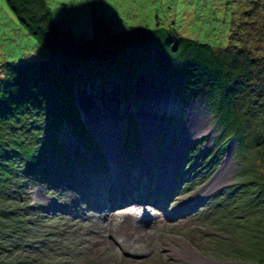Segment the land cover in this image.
<instances>
[{
    "label": "trees",
    "instance_id": "1",
    "mask_svg": "<svg viewBox=\"0 0 264 264\" xmlns=\"http://www.w3.org/2000/svg\"><path fill=\"white\" fill-rule=\"evenodd\" d=\"M5 1L47 57L7 61L0 75V264H93L81 240L68 247L69 216L32 203L29 190L44 186L59 198L58 186L51 189L46 180L65 172L53 165L55 157L69 154L61 140L65 130L90 145L96 140L79 111L74 75L102 76L124 65L132 77L149 58L160 72L182 68L187 88L206 87L219 131L198 162L201 172L212 169L231 138L236 142L245 195L233 232L245 241L231 240V248L214 256L264 261V0L239 4L226 47L201 43L172 26L118 31L111 19L95 14L92 35L81 39L53 19L45 0ZM226 207L228 215L240 213Z\"/></svg>",
    "mask_w": 264,
    "mask_h": 264
},
{
    "label": "rangeland",
    "instance_id": "2",
    "mask_svg": "<svg viewBox=\"0 0 264 264\" xmlns=\"http://www.w3.org/2000/svg\"><path fill=\"white\" fill-rule=\"evenodd\" d=\"M45 1L52 10L53 19L77 38L86 39L92 35V16L95 14L111 19L113 29L118 31H124L130 25L172 26L183 36L215 47H226L235 10L240 11V5L244 3L243 6L251 5L249 0ZM32 36L19 23L6 1L0 0V75L7 61L47 57V50ZM95 74V71L77 72L74 75L76 92L82 109L83 89L94 92L102 88L112 89L115 83L118 84L120 102L116 110L119 115L123 114L119 150L124 162L119 167L118 179H115L117 185H114L104 146L97 140L91 145L89 139L81 142L65 130L61 140L70 155L53 159V165L64 168L65 172L46 180L51 189L58 186L59 198L56 199L52 192L47 193L44 186H33L29 190L32 203L45 202V210L52 215L62 211L69 216L67 227L72 240H66L68 247L74 246L73 240H81L87 250L86 257L93 264H205L199 259L197 262L187 261L180 254L183 249L180 242L186 241L206 258L264 264V261L214 256L217 253L223 255V250L231 248V240L245 241L242 233H234L238 231L234 226L237 216L242 218L245 190L238 184L242 177L240 168H237L236 142L232 138L212 169L201 172L202 165L198 167L203 153L216 143L219 131L215 113L208 104L205 85L187 88L182 68L160 72L152 58L147 59L132 77L124 65L102 76ZM141 77L154 83L158 92L168 97L167 105L161 102L155 108L159 115L157 124L162 122L169 130L156 136L155 159L149 170L145 168L144 159L145 131L137 112L138 98L142 93L138 87H143ZM151 106L154 109V104ZM192 106L200 117L208 120L209 128L200 131L197 127L189 132L192 138L173 185L168 186L171 170H167L161 182L163 188L159 193L155 192L165 147L172 142L177 144ZM192 123L191 127L200 125L196 119ZM230 145V162L219 173ZM216 174L218 181L206 194L196 193ZM124 189V193L118 192ZM185 198L187 200L182 203ZM226 206L240 213L228 215ZM243 212L244 218L246 211ZM236 225L240 229L241 225Z\"/></svg>",
    "mask_w": 264,
    "mask_h": 264
},
{
    "label": "bare ground",
    "instance_id": "3",
    "mask_svg": "<svg viewBox=\"0 0 264 264\" xmlns=\"http://www.w3.org/2000/svg\"><path fill=\"white\" fill-rule=\"evenodd\" d=\"M140 80L143 87H138L140 88L139 92L142 93H140V96L138 98L137 112H138L140 124L145 131L144 159H145V168L149 170L150 164L154 162L155 159L154 145L157 140L156 136L159 135L164 130L167 131L169 130L168 125H165L162 122L157 124L159 120V115H157L158 112L157 110H155V108L158 106L157 104L161 102L167 105L168 97L165 93L158 92L157 90L158 88L155 87V84L151 82L148 83L145 77H141ZM100 90L101 91H94L96 92L94 93L93 91L83 89L81 91V97L83 101L82 107L85 109L84 112L88 116L87 119L88 123L91 125V127L94 128V130H97L98 133L102 131L104 134L107 132L105 130L112 131L113 134L112 136H114V139L113 138L111 139L112 136L108 134L110 137V141L108 142L107 145L104 142L103 144L106 149L107 155L109 157L110 168L114 178V185H117L116 180L118 179V175H119L118 170L119 167L121 166V163L124 162L123 156L120 151L121 146L119 145V133H118L121 125V119L123 118V114L119 115L116 110L118 102H120L119 87L118 84L115 83L112 89L102 88ZM152 104H154V109H152L153 107L151 106ZM162 116L160 118H163ZM194 119H196L200 125L195 124V126L193 125L191 127V125L193 124L192 122H194ZM207 121L208 120H205V118L200 117L198 115V112L195 110L193 106L190 108L188 116L185 121V125H184L185 128L184 130L181 129V131L183 132L181 134L179 133L180 135L178 137L177 144L172 142L170 144H167V146L165 147V151L162 156V162H161V167H160V172H159L158 182L155 192L159 193L160 190L163 188L161 182L165 175V171L167 170L168 171L171 170L168 179V186L171 187L173 185L176 176L178 174V169L182 157L184 155V151L186 149V146L188 145L187 143L190 142V139L192 138L189 132L192 133L193 130L197 127L200 128V131L201 130L206 131V129L209 128V126L207 125ZM179 146L180 148L178 149ZM231 152H232V148L230 146V149L219 169V173L222 172L224 170V166L230 162L229 155L231 154ZM217 174L215 177L210 179L206 185L202 186L196 193H198L199 195L206 194L209 191V189L213 187L214 184L217 183L218 181ZM125 191L126 189L120 190L118 192L124 193ZM186 200L187 198L183 199L182 203H184ZM180 244L183 247V249L180 251V254L184 256L187 261L197 262V259H199L203 261L205 264H208V261L205 258H203V256H201L198 252H196L188 242L182 241L180 242Z\"/></svg>",
    "mask_w": 264,
    "mask_h": 264
},
{
    "label": "water",
    "instance_id": "4",
    "mask_svg": "<svg viewBox=\"0 0 264 264\" xmlns=\"http://www.w3.org/2000/svg\"><path fill=\"white\" fill-rule=\"evenodd\" d=\"M76 97H77V105L79 108V111L81 113L82 119L84 124L87 126V128L89 129V131L91 132V134L95 137V139L99 142V144H101V146H104L103 142L107 145L108 142L110 141V137L109 135H113L111 130H105L107 131L105 134L101 131L100 133H96L91 125L89 123L86 122L85 119V113L83 111H85V109L82 107H80V102H79V98H78V92H76ZM120 131V129H119ZM118 131V133H119ZM114 133V132H113ZM109 134V135H108ZM114 139V136L111 137V139ZM63 143V142H62ZM189 143V142H188ZM187 143V144H188ZM64 145V144H63ZM66 145V144H65ZM67 146V145H66ZM231 146V145H230ZM105 148V147H104ZM109 158V157H108ZM203 258H205L208 261V264H246V262H241V261H228V260H217V259H212V258H206L203 256Z\"/></svg>",
    "mask_w": 264,
    "mask_h": 264
}]
</instances>
